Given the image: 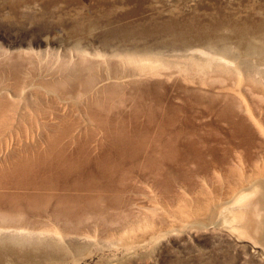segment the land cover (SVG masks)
I'll return each instance as SVG.
<instances>
[{"label": "rangeland", "instance_id": "obj_1", "mask_svg": "<svg viewBox=\"0 0 264 264\" xmlns=\"http://www.w3.org/2000/svg\"><path fill=\"white\" fill-rule=\"evenodd\" d=\"M254 187L264 0H0L4 264H264Z\"/></svg>", "mask_w": 264, "mask_h": 264}, {"label": "bare ground", "instance_id": "obj_2", "mask_svg": "<svg viewBox=\"0 0 264 264\" xmlns=\"http://www.w3.org/2000/svg\"><path fill=\"white\" fill-rule=\"evenodd\" d=\"M255 192H257V187H254L249 193H240L241 195L233 203L231 217H228L229 219H226L225 222L231 230L242 237L245 236L246 231L250 235L254 233L253 236L258 238L257 242L264 246V201L250 200L251 193ZM18 255L19 252L13 248L6 251L0 250V264H4L9 256L12 261L16 262Z\"/></svg>", "mask_w": 264, "mask_h": 264}]
</instances>
